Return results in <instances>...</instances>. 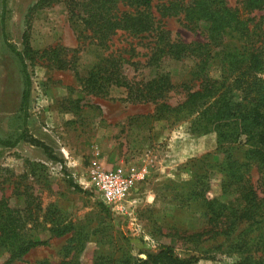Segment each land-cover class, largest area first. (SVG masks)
<instances>
[{
	"label": "rangeland",
	"instance_id": "1",
	"mask_svg": "<svg viewBox=\"0 0 264 264\" xmlns=\"http://www.w3.org/2000/svg\"><path fill=\"white\" fill-rule=\"evenodd\" d=\"M38 1L0 0V139L14 141L25 132L28 138L52 147L58 159L49 158L42 147L24 139L15 146L0 143V200L24 208L32 191L44 210L57 206L66 222L85 225L90 240L81 254L83 264H95L102 254L126 257L161 245L173 246L181 256H196L193 264H246L238 233L247 223L243 221L229 236L215 235L202 214L201 201L190 198L192 186L177 185L202 174L201 181L210 185V196H221L224 154L217 149V130L197 123L196 116L173 124L145 118L155 111V103L131 99L125 87L102 91L88 87L87 79L97 65L111 56L120 59L131 80L152 78L155 68L147 62L160 29L141 34L119 30L100 42L73 15L72 0H50L44 7ZM169 1L152 0L157 19V9ZM228 4L241 6L239 0H228ZM118 6L120 11L135 8L127 1ZM244 16H256L264 29V8ZM157 24L172 40H205L203 26H189L182 15ZM194 62L190 58L169 61L173 86L167 102L175 105L186 98L184 84H195ZM209 73L218 76L219 69L213 65ZM27 75L31 85L25 102ZM93 161L104 167L146 168L148 176L139 185L138 205L131 216L112 210L97 192L79 184V174ZM257 178L254 168L252 179ZM101 203L109 207V213ZM194 233L203 235L193 239ZM35 236L49 241L32 248L15 264L63 259L71 233L51 237L48 230H42ZM260 255L255 252L251 263L264 264Z\"/></svg>",
	"mask_w": 264,
	"mask_h": 264
},
{
	"label": "trees",
	"instance_id": "2",
	"mask_svg": "<svg viewBox=\"0 0 264 264\" xmlns=\"http://www.w3.org/2000/svg\"><path fill=\"white\" fill-rule=\"evenodd\" d=\"M125 1L134 10L120 11L118 5ZM239 1L241 6L232 7L228 0H172L157 9L160 20L151 10L152 0H72L70 9L100 42L119 30L141 34L160 29L147 62L155 68L152 78L131 80L122 70L120 59L111 56L97 65L87 79L88 87L93 91L125 87L131 99L155 103V111L145 118L173 124L196 116L200 120L197 123L217 130V149L224 154L221 196H210V185L201 181L202 174L177 185L192 186L190 198L201 201L202 214L215 235L229 236L243 221L247 223L238 233V246L247 254L245 263L252 264L250 260L255 252L260 251L264 258V29L261 20L256 21V16L246 17L244 13L262 10L264 0ZM50 4V0H39L37 5ZM180 15L191 27L202 25L205 40H172L166 29L157 26L161 19ZM13 51L21 57L18 50ZM187 58L195 61L191 70L195 84H184L186 98L173 105L166 101L173 86L169 61ZM213 65L219 69L218 76L209 73ZM27 81L25 102L31 85L29 75ZM22 139L42 147L49 158L58 159L52 147L34 137L28 138L25 132L14 141L0 139V143L15 146ZM254 168L258 173L256 180L252 179ZM75 187L81 189L78 184ZM101 207L109 213L104 203ZM43 210L40 197L32 191L27 193L24 208L0 200V264H15L32 248L47 244L48 239L35 236L42 230H48L51 237L68 233L71 237L60 262L43 260L38 264H83L81 254L90 240L86 226L77 227L71 220L66 222L64 212L57 206ZM202 235L194 233L191 237ZM197 260L194 255H179L171 245H161L156 250L141 249L136 255L126 257L102 254L97 256L95 264H193Z\"/></svg>",
	"mask_w": 264,
	"mask_h": 264
},
{
	"label": "built area",
	"instance_id": "3",
	"mask_svg": "<svg viewBox=\"0 0 264 264\" xmlns=\"http://www.w3.org/2000/svg\"><path fill=\"white\" fill-rule=\"evenodd\" d=\"M147 176L145 167L135 165L104 167L93 161L79 174L78 182L85 188L97 192L112 210L131 216L138 205L136 193L139 185Z\"/></svg>",
	"mask_w": 264,
	"mask_h": 264
}]
</instances>
